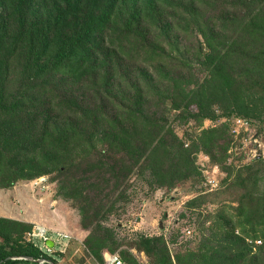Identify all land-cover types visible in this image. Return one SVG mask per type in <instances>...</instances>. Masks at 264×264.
<instances>
[{
	"label": "rangeland",
	"instance_id": "rangeland-1",
	"mask_svg": "<svg viewBox=\"0 0 264 264\" xmlns=\"http://www.w3.org/2000/svg\"><path fill=\"white\" fill-rule=\"evenodd\" d=\"M18 1L0 0V15H8ZM114 1L112 15L108 8ZM147 1L27 0L25 23L30 38L28 34L22 48L35 41L36 33L52 26L57 30L53 34H62L48 52L54 56L59 42L81 34L88 22L93 21L89 37L97 32L104 36L109 18L123 25L130 7H144ZM171 1L173 6L158 2L157 26L150 34L168 63L163 61L161 69L147 64L138 82L123 84L143 114L134 115L135 122L138 117L148 120L150 131L139 140L146 144L151 139L155 121L168 135L163 143L153 144L146 159L131 163L127 152L98 142L97 150L82 143L73 145L72 163H68L64 154L60 159L48 151L55 131L71 122L83 124L70 111L45 124L48 115L43 101L31 115L0 110V245L6 250H12L17 241L28 242V234L40 225L69 236L65 252L53 257L57 264H105L108 255L119 256L126 264H264L263 235L252 234L245 221L231 220L245 208L243 187L237 180L246 181L255 198H264V162L249 161L232 136L216 140L214 155L201 152L207 140L222 136L224 120L217 119L222 111L243 117L251 111L252 120H264V8L259 30L248 27L238 33V50L232 53L235 33L229 13L241 12L246 18L248 12L232 0ZM18 23L10 20L11 33L0 38L5 39L0 52L18 34ZM146 27L145 22L142 29ZM209 43L220 52L224 47L221 57H214ZM19 57L13 61L16 71L21 67ZM107 64L119 67L114 54ZM130 73L138 78L136 69ZM229 81L238 86L237 97L220 91L227 89ZM51 83H64L66 100L78 98V89L72 90L80 84L79 78L70 75L65 81L60 74ZM13 102L9 100L7 108ZM84 105L94 106V102ZM117 116L131 125L129 114ZM259 126L253 130H260ZM224 148L225 156L217 157ZM203 155L211 160L213 156L221 165L223 190L206 193Z\"/></svg>",
	"mask_w": 264,
	"mask_h": 264
},
{
	"label": "trees",
	"instance_id": "trees-1",
	"mask_svg": "<svg viewBox=\"0 0 264 264\" xmlns=\"http://www.w3.org/2000/svg\"><path fill=\"white\" fill-rule=\"evenodd\" d=\"M160 1L168 6H173L171 0H149L146 6L141 8L138 5L131 6L130 17L123 25H115L113 16L109 18L104 36H101L99 32L94 36H88V31L93 25V21H90L84 26L81 34L75 35L71 40L67 38L60 41V50L55 51L54 56H48L50 47H53L62 34L59 32L53 34L57 30L52 26H48L43 31L35 34V41H30L25 48H22L23 40L30 33V28L26 27L29 5L27 0H19L8 15L6 13H4V16L0 15V38L2 36L5 39L9 38L8 35L11 33L10 20L12 18L19 22L18 34L11 38L8 44L9 48L0 52V110L9 109L31 115L34 110H39L38 102L42 103L43 101L42 105L45 104L47 107L46 112L48 115L45 124H48L49 120H60L63 115H66V110L70 111V116L80 120L83 124L79 126V124L71 122L66 126L67 130L65 128L57 131L60 133L55 131L52 136L51 149L48 151V155H56L60 159L64 154L68 163H72L73 145L82 143L89 145L91 148L95 147L97 150L98 142L103 145H110L118 151L127 152L131 156V163H139L146 159L153 144L157 140L163 143V137L167 138L168 135L159 130L160 122L155 121L152 123L151 139L149 137L146 144L139 140L143 133L147 134L150 131L148 120L138 117V122H135L134 115L143 114L130 97L131 95L124 92L123 84L126 81L138 82L144 74L143 66H147V64L151 66L156 64L161 69L160 65L162 63H168V60L164 61L161 58L160 46L150 37V34H153L152 28L157 26L158 2ZM238 1L240 3H237ZM232 3L238 9L243 8L248 12L246 18L242 17L244 14L241 12L237 14L229 13V25L234 28L232 32L235 33L232 36L234 40L229 49L233 53L238 50V33L245 32L248 27H251L253 32L259 30V24L263 19L262 7L264 8V0H258V5L256 0H232ZM116 4V1H114L113 5L108 8L112 15L115 13ZM145 22L147 27L142 29ZM28 37L30 38V34ZM5 39L0 40V43L4 42ZM209 45L210 51L215 53L214 57H221L220 53L224 51V47L220 52L214 44L209 43ZM113 54L119 67L112 69L107 64V60ZM17 57L22 61L18 71L13 67V61ZM221 61L222 59L219 64ZM41 62L42 64H40ZM133 68L138 72V78L132 77L130 71ZM16 72L19 73L21 79H19ZM60 74L65 81L70 75L79 78L80 84L72 90V92H75L78 89L79 95L78 98H75L76 100H66L63 97L66 95L63 93L64 83L58 86L51 83V80ZM44 78L50 81V85L47 84V80L43 84ZM231 79L237 82L235 78ZM112 81H117L118 84L111 83ZM117 85L119 87L114 88ZM220 91L223 94L228 93L237 97L238 86L229 81L227 89ZM12 99L14 100L13 104L7 108L8 101ZM85 101L94 102V106L84 105ZM126 113L132 117V120L130 117L131 125L117 116ZM244 114L245 117L239 115L238 112L228 114L222 111L221 115L217 117V119L224 120L220 127L221 130H217L222 131V136L207 140L205 142L206 149L201 152L213 154V148L218 138L229 137L231 140V136L233 137L231 134L232 120L234 118L240 117L250 120L253 125H260V131H263L264 120L258 122L252 120L251 117H254V114L251 111H245ZM211 117L212 119L216 118V115L213 114ZM82 118H85V120H82ZM142 119L143 123L139 124ZM35 122L36 119L30 124H35ZM56 129L57 127L54 126V130ZM212 132L215 131L209 133ZM165 141L167 142V139ZM225 152L226 148L218 151L217 157L225 156ZM194 153L196 157L198 154ZM211 157L213 163L221 167L214 160L215 158ZM253 162H264V158H257ZM73 165L70 164L69 167ZM223 183L224 181L221 188L215 192H209L205 187L206 193H216L223 190ZM237 184L243 187L242 200L244 202L242 204L245 208L238 212L236 216H233L231 220L237 219L249 223L252 234L260 233L264 237V198L257 196L255 198L246 181L237 180ZM10 249L12 250H6L4 246L0 245V264H39L38 260L40 259H46L50 261V264H57L53 257L45 255L40 248L30 242L17 241ZM18 258L24 259L19 260ZM123 261L125 262V260Z\"/></svg>",
	"mask_w": 264,
	"mask_h": 264
},
{
	"label": "built area",
	"instance_id": "built-area-1",
	"mask_svg": "<svg viewBox=\"0 0 264 264\" xmlns=\"http://www.w3.org/2000/svg\"><path fill=\"white\" fill-rule=\"evenodd\" d=\"M212 122V121H209ZM252 121L245 118H234L232 120L231 134L236 139V146L240 147V151L244 153L249 161H253L257 158H264V133L260 130H253ZM236 149V148H235ZM232 149L229 154L232 155L235 151ZM238 150V148H237ZM204 156V155H203ZM203 176L205 177V187L209 192H215L221 188L223 182V172L219 165L213 164L209 156H204ZM28 242L34 244L36 247L48 256L54 257L55 254H62L66 250L64 245L65 240L69 239V236L54 230H50L44 226H35L34 229L28 234ZM39 242V243H38ZM42 243V244H41ZM261 242H258L260 244ZM49 244H52L51 247ZM57 246L61 247L57 250ZM23 260L24 258H18ZM39 264H50V261L46 259L38 260ZM105 264H126L121 257L116 255H108L105 258Z\"/></svg>",
	"mask_w": 264,
	"mask_h": 264
},
{
	"label": "water",
	"instance_id": "water-1",
	"mask_svg": "<svg viewBox=\"0 0 264 264\" xmlns=\"http://www.w3.org/2000/svg\"><path fill=\"white\" fill-rule=\"evenodd\" d=\"M51 247L53 246L52 244H49Z\"/></svg>",
	"mask_w": 264,
	"mask_h": 264
},
{
	"label": "crops",
	"instance_id": "crops-1",
	"mask_svg": "<svg viewBox=\"0 0 264 264\" xmlns=\"http://www.w3.org/2000/svg\"><path fill=\"white\" fill-rule=\"evenodd\" d=\"M50 230H52V229H50Z\"/></svg>",
	"mask_w": 264,
	"mask_h": 264
}]
</instances>
